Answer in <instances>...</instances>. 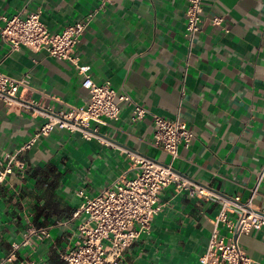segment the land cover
<instances>
[{"label":"crops","instance_id":"0c3cea01","mask_svg":"<svg viewBox=\"0 0 264 264\" xmlns=\"http://www.w3.org/2000/svg\"><path fill=\"white\" fill-rule=\"evenodd\" d=\"M102 1L0 0L6 17L39 9L52 32L95 11L75 49L78 64L148 111L133 122L132 107L122 102L117 119L90 123V139L61 128L38 138L21 155L25 171L0 182V259L30 227H45L49 236L20 247L16 264L27 258L62 264L84 216H73L83 200L78 190L94 195L131 178L129 153L168 163L169 155L151 143L152 114L178 118L192 130L172 168L204 192L243 203L264 165V0H202L201 29L192 41L185 35L187 0ZM214 16L223 18L220 25L211 23ZM0 72L28 75L30 85L12 106L0 99V158L28 141L46 114L83 106L89 97L72 63L43 50L10 51L1 36ZM158 205L149 233L126 248L122 264H199L220 203L171 183ZM251 206L264 213V177ZM218 232L227 234L222 225ZM238 244L264 264V225L239 235Z\"/></svg>","mask_w":264,"mask_h":264},{"label":"built area","instance_id":"2783aa9c","mask_svg":"<svg viewBox=\"0 0 264 264\" xmlns=\"http://www.w3.org/2000/svg\"><path fill=\"white\" fill-rule=\"evenodd\" d=\"M106 1L103 0L102 5ZM202 12V0H187L185 35L190 41L201 29ZM94 15L95 11L89 12L81 20L65 26L60 32L48 29L40 19L39 9L10 17L0 15V36L10 51L21 47L35 52L43 50L50 57L72 63L82 76V86L89 93L83 106H69L67 110L59 111L56 115L46 114V121L28 141L13 154L1 157L0 182L7 174L24 172L26 164L21 155L30 149L38 138L49 135L55 128L79 133L82 137L90 139L93 136L87 129L90 123L106 124L107 120L117 119L122 102L132 107L133 122L148 114V111L128 93L118 92L108 80L96 83L86 68L78 64L75 49ZM222 21L220 16L211 18L214 25H220ZM24 89H30L28 75L12 77L0 72V99L7 105H14ZM152 119L155 128L151 143L166 152L170 161L161 164L129 153L136 168L131 178L118 179L94 195L87 194L82 189L78 190L77 194L83 200L73 216H84L77 226V242L61 255L62 264H122L126 248L140 234L149 233L151 222L160 211L159 196L171 183H176L179 190H187L190 196L214 197L221 205L219 213L211 220V235L205 252L198 259L199 264H255L240 248L238 237L264 225V213L251 206L258 185L264 177V165L260 168L250 197L245 202H240L238 197L231 199L220 195L213 196L179 177L172 168L173 160L178 157V147L189 146L194 136L192 130L178 118L168 119L152 114ZM221 225L227 232L225 237L218 232ZM48 236L47 228L30 227L20 241L11 244L10 251L0 259V264H16L20 247L33 245L35 238L42 240ZM19 264L48 263L27 258Z\"/></svg>","mask_w":264,"mask_h":264},{"label":"water","instance_id":"95a60500","mask_svg":"<svg viewBox=\"0 0 264 264\" xmlns=\"http://www.w3.org/2000/svg\"><path fill=\"white\" fill-rule=\"evenodd\" d=\"M53 114V113H52ZM53 115H56V114H53Z\"/></svg>","mask_w":264,"mask_h":264}]
</instances>
